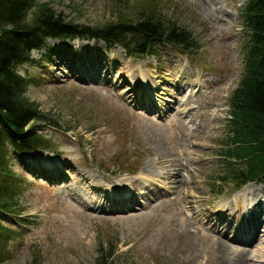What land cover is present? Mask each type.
<instances>
[{
	"label": "rangeland",
	"instance_id": "374dc122",
	"mask_svg": "<svg viewBox=\"0 0 264 264\" xmlns=\"http://www.w3.org/2000/svg\"><path fill=\"white\" fill-rule=\"evenodd\" d=\"M141 1L39 0L92 27ZM169 1L199 42L194 54L160 45L134 58L102 41L49 39L20 68L40 80L28 96L57 121L46 134L61 154L13 155L27 223L3 264H96L110 238L112 264H264V211H249L260 225L245 215L248 197L264 201V183L220 186L214 155L242 70L245 0Z\"/></svg>",
	"mask_w": 264,
	"mask_h": 264
},
{
	"label": "trees",
	"instance_id": "16d2710c",
	"mask_svg": "<svg viewBox=\"0 0 264 264\" xmlns=\"http://www.w3.org/2000/svg\"><path fill=\"white\" fill-rule=\"evenodd\" d=\"M119 1L130 4V0ZM165 2L170 1L136 2L139 4L133 5L130 16L92 27L69 21L39 0H0V264L12 257L8 247L23 235L19 228L27 223L21 212L27 188L24 177L14 170L13 155L38 150L61 154L46 134L47 124L56 126L57 121L49 119L28 96L29 87L41 85L40 80L20 72V68L31 65L32 52L41 50L49 39L102 41L107 48L119 46L134 58L158 54L160 45L194 54L199 42L193 30L173 6L163 5ZM164 9L171 17L164 15ZM237 11L243 37L242 70L229 95L214 155L223 167L217 175L222 180L220 186L227 179L238 188L247 182H264V0H245ZM51 54L50 49L47 57ZM70 130L68 127L63 132ZM137 170L129 169L128 173ZM103 244L97 250L96 264H112L117 244L111 238Z\"/></svg>",
	"mask_w": 264,
	"mask_h": 264
},
{
	"label": "bare ground",
	"instance_id": "6f19581e",
	"mask_svg": "<svg viewBox=\"0 0 264 264\" xmlns=\"http://www.w3.org/2000/svg\"><path fill=\"white\" fill-rule=\"evenodd\" d=\"M95 76V75H94ZM96 78V77H95ZM143 82H144V84H143V86H142V88L144 89V94H147V95H150L148 92H149V88L147 87L148 86V80H143ZM136 92V91H135ZM141 93V92H140ZM150 102V101H149ZM167 106V105H166ZM172 167V166H171ZM178 171V170H177ZM179 172H180V170H179ZM61 175H56V177H54V178H59ZM175 176V175H174ZM128 197H131V196H128ZM113 198V197H112ZM117 199H118V201H121V198L120 197H117ZM120 204V203H119ZM246 205H247V209H246V213H245V215H247L249 218H248V221L250 222V218H251V220L252 221H254V220H257V222H258V225H260V220L259 219H256L257 217L254 215V213H253V215H251L250 213H249V211H251V210H258L257 212L259 213V214H261L263 211H264V201H262V200H260V198L258 197V196H256V195H252L251 197H248L247 199H246ZM226 209H225V211H224V213H226ZM257 230V227H253V229H252V233H251V236L253 235V237H252V240L255 238V231ZM235 237V236H234ZM233 237V238H234ZM222 240H223V238H222ZM230 240V239H229ZM234 240V239H233ZM252 240H249V242H251ZM219 241V240H218ZM224 242L225 243H227L226 241H225V239H224ZM247 242V241H246ZM238 245L240 244L241 246H244L243 244L244 243H237ZM192 245V244H191ZM220 248H224L225 247V245H221L220 244ZM244 248V250L245 251H243V252H246V250H248V249H245V247H243ZM245 254V253H244ZM241 259H242V257H241ZM194 260V259H193ZM246 261V260H245ZM218 263V262H217ZM232 264H237V262H234V263H232ZM242 264V263H241ZM243 264H245V263H243Z\"/></svg>",
	"mask_w": 264,
	"mask_h": 264
}]
</instances>
